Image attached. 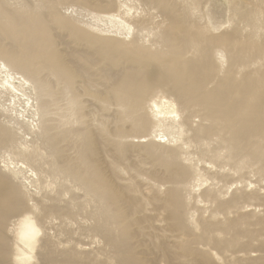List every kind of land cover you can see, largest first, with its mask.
Wrapping results in <instances>:
<instances>
[{
  "label": "bare ground",
  "instance_id": "bare-ground-1",
  "mask_svg": "<svg viewBox=\"0 0 264 264\" xmlns=\"http://www.w3.org/2000/svg\"><path fill=\"white\" fill-rule=\"evenodd\" d=\"M206 1L0 0V264H264L248 195L183 196L190 147L264 179V0Z\"/></svg>",
  "mask_w": 264,
  "mask_h": 264
},
{
  "label": "rangeland",
  "instance_id": "rangeland-1",
  "mask_svg": "<svg viewBox=\"0 0 264 264\" xmlns=\"http://www.w3.org/2000/svg\"><path fill=\"white\" fill-rule=\"evenodd\" d=\"M206 3L208 4L205 5ZM206 3L204 4V6H206L210 13L215 16V21L217 22L216 24L222 27V29H230L231 24H229L228 22L230 14L227 0H212L211 2L207 0ZM127 4L131 5V7L134 8V12H140V9H136L138 7H136L133 2H129ZM67 14H73L75 18H77L78 20H82L83 22H95V19L93 17L89 16L85 11L81 12L80 9H73L72 13L69 10ZM2 109L10 110L8 114L20 121L29 122L31 120L29 118L30 113L28 106L26 105L25 98L18 97L15 99L1 93L0 110ZM161 141H165V139H161ZM190 148L187 149V152L190 159L188 165L190 166L191 176L188 181L187 189L184 192L183 196L186 200L188 215L190 216V218L192 217L191 222L197 223V228L194 230L195 232H198L199 230L198 222L200 221V219L202 221H213L214 217L218 219L222 218V216H220L219 214H215V203L212 201H206L204 193L207 190H214V192H217L218 200L222 201L230 200L235 195H248V198H244L243 200H241L240 209H238L237 214H242L243 212L248 214L252 213L249 220L251 224L255 222L256 218L264 215V179L256 176L250 169H244L242 171L243 173H236L230 166L223 167V165L221 167L223 168V170H221V173H219L220 170L217 166H213L212 164H210L206 158L199 157L194 149L192 147ZM194 154L196 155L194 156ZM132 157L133 155L131 156V159L133 161L130 159L129 164L134 167L135 163L137 164V160ZM124 166L126 165L124 164ZM147 170H149V166L145 165L139 172L138 169H133L131 171V174L133 176L139 175L140 173L144 175ZM124 174L125 172L122 170L120 172L121 177L127 178V176ZM228 174H230L229 177ZM253 193L256 194L253 195ZM250 194V197L252 198H249ZM232 215L235 216L234 214Z\"/></svg>",
  "mask_w": 264,
  "mask_h": 264
}]
</instances>
